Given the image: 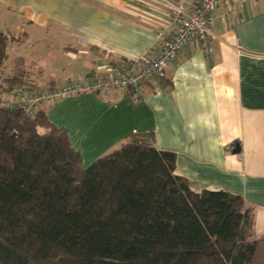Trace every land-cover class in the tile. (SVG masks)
Listing matches in <instances>:
<instances>
[{"label":"crops","instance_id":"0c3cea01","mask_svg":"<svg viewBox=\"0 0 264 264\" xmlns=\"http://www.w3.org/2000/svg\"><path fill=\"white\" fill-rule=\"evenodd\" d=\"M198 1L0 0V19L9 33L14 28L21 31L20 46L30 37L23 29L55 28L74 43L66 48L70 59L86 57L83 72L75 79L61 84L37 80L40 89L47 90L103 73L109 64L156 55L160 32L170 35L178 27L174 7ZM211 17V52L192 39L166 70L163 82L169 81L170 87L155 78L143 87L139 101L126 90H111L42 105L39 110L69 132L85 169L132 134H153L156 147L177 154L176 174L195 191L241 196L254 213V239L261 240L264 0H229ZM19 59L25 64L23 57ZM31 70L36 77L41 71Z\"/></svg>","mask_w":264,"mask_h":264},{"label":"trees","instance_id":"16d2710c","mask_svg":"<svg viewBox=\"0 0 264 264\" xmlns=\"http://www.w3.org/2000/svg\"><path fill=\"white\" fill-rule=\"evenodd\" d=\"M19 40L0 29V72ZM36 74L19 59L0 94L44 91ZM165 74L155 78L170 87ZM176 165L153 134L135 133L85 169L45 111L0 98V264H264L245 200L195 191Z\"/></svg>","mask_w":264,"mask_h":264},{"label":"built area","instance_id":"2783aa9c","mask_svg":"<svg viewBox=\"0 0 264 264\" xmlns=\"http://www.w3.org/2000/svg\"><path fill=\"white\" fill-rule=\"evenodd\" d=\"M229 0H201L174 7L178 27L168 35L161 31V49L153 56L130 59L121 64H109L102 73H94L82 81L70 82L62 87L31 92L27 87L15 90L14 101L27 113L34 115L42 105H54L60 101L89 93L126 90L138 101L145 83L165 73L182 49L198 39L206 52H211L209 37L213 26L212 13L223 8Z\"/></svg>","mask_w":264,"mask_h":264},{"label":"rangeland","instance_id":"374dc122","mask_svg":"<svg viewBox=\"0 0 264 264\" xmlns=\"http://www.w3.org/2000/svg\"><path fill=\"white\" fill-rule=\"evenodd\" d=\"M0 29L9 36L19 37L21 33L16 28L10 33L6 31V25L1 19ZM23 30L29 31L30 37L24 41L25 44L23 46L19 45L21 42L10 44L8 50L9 58L0 72V90L1 86L4 85V80L13 75L19 56L24 58L26 68H36L43 72V75L37 78L40 84H48L51 80L61 84L67 82L69 77L75 79L80 76L83 72L82 69L84 68L83 64L85 65L86 57L79 55L78 60L68 57L66 48L71 44L74 45V43L67 35L55 28L35 30L28 27V29ZM0 98L5 103L16 99L15 93H1ZM41 132L43 133V131ZM121 145L108 150L105 154L120 148Z\"/></svg>","mask_w":264,"mask_h":264},{"label":"water","instance_id":"95a60500","mask_svg":"<svg viewBox=\"0 0 264 264\" xmlns=\"http://www.w3.org/2000/svg\"><path fill=\"white\" fill-rule=\"evenodd\" d=\"M240 152V148L237 146L235 153H239Z\"/></svg>","mask_w":264,"mask_h":264}]
</instances>
